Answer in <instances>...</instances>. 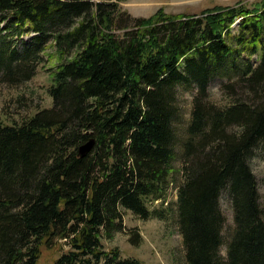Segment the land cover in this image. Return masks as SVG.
I'll return each instance as SVG.
<instances>
[{
	"label": "trees",
	"instance_id": "trees-1",
	"mask_svg": "<svg viewBox=\"0 0 264 264\" xmlns=\"http://www.w3.org/2000/svg\"><path fill=\"white\" fill-rule=\"evenodd\" d=\"M26 32L19 48L9 43ZM46 42L50 105L0 120V264H37L56 244L48 264H143L101 239L122 230L126 210L163 218L149 204L166 202L172 184L187 264H264L248 163L264 145V0L146 16L108 1L0 0L1 83L30 79ZM214 76L229 79L222 103L208 97ZM181 86L194 91L180 125ZM222 191L233 220L224 255Z\"/></svg>",
	"mask_w": 264,
	"mask_h": 264
},
{
	"label": "rangeland",
	"instance_id": "rangeland-1",
	"mask_svg": "<svg viewBox=\"0 0 264 264\" xmlns=\"http://www.w3.org/2000/svg\"><path fill=\"white\" fill-rule=\"evenodd\" d=\"M115 2L119 9L126 11L131 16H146L152 13L157 7L165 12L198 13L206 8L215 6L245 5L249 8L259 0H92ZM6 13L5 19L9 17ZM237 17L230 24L231 31H234ZM3 23V22H2ZM1 23V25H2ZM117 31V30H116ZM9 43L17 48L29 40V33L13 34L8 37ZM42 60L37 64L32 77L17 86H8L0 82V120H19L30 114L37 108L50 105V97L46 88L50 82V69L56 60L55 50L51 42L43 44ZM257 58L253 55L250 58L252 64ZM233 77V76H232ZM229 79L221 76H214L207 85L208 97L216 102L226 101V96L220 89L221 85ZM177 104L182 112L181 125L187 116L190 106V97L194 91L193 86L177 87ZM248 159L249 166L256 179L257 191L260 203H264V145L261 144L252 150ZM178 165V161L175 163ZM175 185H170L165 201L162 205L158 200L149 204L150 208H159L164 213L163 218L150 216L139 218L130 211H124L122 215L123 228L115 232L110 239H101L102 246L118 248L121 256L138 258L143 264H187L184 258V248L181 242L175 214ZM219 207L224 216L221 229L223 242L219 252L224 255L225 240L233 226L232 208L225 192L219 196ZM136 233L137 240L131 243L128 240L130 234ZM62 246V245H61ZM64 249L65 246H62ZM41 255L37 264H48L59 252V245L51 248L41 247Z\"/></svg>",
	"mask_w": 264,
	"mask_h": 264
},
{
	"label": "water",
	"instance_id": "water-1",
	"mask_svg": "<svg viewBox=\"0 0 264 264\" xmlns=\"http://www.w3.org/2000/svg\"><path fill=\"white\" fill-rule=\"evenodd\" d=\"M92 138L89 137L87 140H85L84 142L80 143L77 147V152L79 155L84 154L92 145Z\"/></svg>",
	"mask_w": 264,
	"mask_h": 264
}]
</instances>
